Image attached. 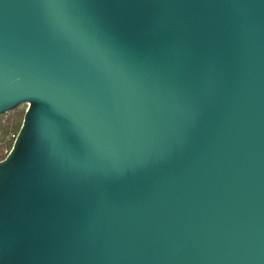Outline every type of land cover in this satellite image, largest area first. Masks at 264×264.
<instances>
[{
    "label": "water",
    "instance_id": "water-1",
    "mask_svg": "<svg viewBox=\"0 0 264 264\" xmlns=\"http://www.w3.org/2000/svg\"><path fill=\"white\" fill-rule=\"evenodd\" d=\"M24 104L0 264H264V0H0Z\"/></svg>",
    "mask_w": 264,
    "mask_h": 264
},
{
    "label": "trees",
    "instance_id": "trees-1",
    "mask_svg": "<svg viewBox=\"0 0 264 264\" xmlns=\"http://www.w3.org/2000/svg\"><path fill=\"white\" fill-rule=\"evenodd\" d=\"M26 110L21 106L0 117V161L3 160L11 150L14 142L13 134H18L24 120Z\"/></svg>",
    "mask_w": 264,
    "mask_h": 264
},
{
    "label": "rangeland",
    "instance_id": "rangeland-1",
    "mask_svg": "<svg viewBox=\"0 0 264 264\" xmlns=\"http://www.w3.org/2000/svg\"><path fill=\"white\" fill-rule=\"evenodd\" d=\"M21 106V108H23V109H25L26 110V108H27V105H20ZM0 134H1V132H0ZM15 134V133H14ZM9 150H6L5 152L7 153Z\"/></svg>",
    "mask_w": 264,
    "mask_h": 264
},
{
    "label": "built area",
    "instance_id": "built-area-1",
    "mask_svg": "<svg viewBox=\"0 0 264 264\" xmlns=\"http://www.w3.org/2000/svg\"><path fill=\"white\" fill-rule=\"evenodd\" d=\"M13 138H14V140L16 139V137H17V134H13V136H12ZM9 153V151L7 152V154Z\"/></svg>",
    "mask_w": 264,
    "mask_h": 264
},
{
    "label": "snow or ice",
    "instance_id": "snow-or-ice-1",
    "mask_svg": "<svg viewBox=\"0 0 264 264\" xmlns=\"http://www.w3.org/2000/svg\"><path fill=\"white\" fill-rule=\"evenodd\" d=\"M46 119V117L44 118V120ZM44 120H43V122H44Z\"/></svg>",
    "mask_w": 264,
    "mask_h": 264
}]
</instances>
